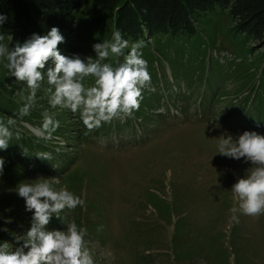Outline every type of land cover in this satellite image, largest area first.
<instances>
[{
	"label": "rangeland",
	"instance_id": "1",
	"mask_svg": "<svg viewBox=\"0 0 264 264\" xmlns=\"http://www.w3.org/2000/svg\"><path fill=\"white\" fill-rule=\"evenodd\" d=\"M25 1L28 10L47 11L55 24L63 23L61 54L84 60L97 42L86 40L79 23L94 35L95 23L113 18L123 6L114 7L116 0H75L64 10L67 0ZM108 2L113 4L105 6ZM223 3L197 13L189 35L153 42L145 32L148 43L142 41L141 51L151 85L143 90L139 110L92 132L79 113L50 106L46 76L30 114L16 115L24 104L20 94L26 96L28 89L0 58L1 114L14 117L23 136L45 140L52 153L51 160L26 164L16 149L6 159L0 243L15 250V237L31 226L32 212L16 187L47 179L86 199L85 207L53 216L47 229L63 231L71 222L86 227L94 264H264V214L238 212L234 223L230 213L238 206L231 187L252 165L215 153L223 134L264 135V0ZM75 10H82L80 19ZM113 33L102 38L110 40ZM4 36L2 43L11 50L15 39ZM53 66L49 61L42 71ZM84 83L90 86L94 78ZM45 112L59 121L50 137L43 129ZM8 218L11 223H5Z\"/></svg>",
	"mask_w": 264,
	"mask_h": 264
},
{
	"label": "clouds",
	"instance_id": "2",
	"mask_svg": "<svg viewBox=\"0 0 264 264\" xmlns=\"http://www.w3.org/2000/svg\"><path fill=\"white\" fill-rule=\"evenodd\" d=\"M6 19L0 13V26ZM4 39V34L0 33V58H6L8 74L28 89L26 96L20 94L24 101L16 114L20 117L30 114L45 76L51 86L48 88L50 106L67 108L74 115L79 113L88 132L114 119L131 117L139 110L143 90L151 85L148 62L141 51L144 43L135 42L125 54L129 42L119 31L114 32L110 40L95 43L96 58L89 56L86 60L78 54L69 57L60 53L58 45L64 42V37L57 27H51L45 35L33 33L11 50L8 44L2 43ZM110 58H115V62H104ZM49 61L54 66L42 71ZM86 77L94 78V83L86 86ZM16 123L14 117H9L6 123L0 120V150H7L10 141L20 139L19 132L14 130ZM58 127L59 121L54 115L45 112L43 128L48 136ZM215 153L235 160L243 159L252 165L231 187L238 203L230 209L232 221L239 223L238 212L252 217L264 214V135L255 131H244L235 138L223 134ZM37 156L52 159L51 153ZM4 165L5 161L0 157V176ZM15 191L23 198L25 210L32 212L31 226L24 235L15 237L18 245L15 250L7 241L0 243V264H94L93 254L87 246L86 227L71 222L63 231L47 229L53 216L61 218L65 210L85 207L86 199L66 187L56 189L47 179L19 184ZM5 223H11V218Z\"/></svg>",
	"mask_w": 264,
	"mask_h": 264
},
{
	"label": "trees",
	"instance_id": "3",
	"mask_svg": "<svg viewBox=\"0 0 264 264\" xmlns=\"http://www.w3.org/2000/svg\"><path fill=\"white\" fill-rule=\"evenodd\" d=\"M67 1L66 3L68 5L64 7V10L68 9L70 5L72 7L76 5L75 0ZM197 1L199 2L198 5L197 2L195 4L191 3L190 0H116L115 2L117 3L114 7L118 5L123 6L113 18L107 15V20L102 18L107 21L108 24H105L104 21L102 22L101 19L99 23H95V34L90 36H88L89 33L86 31L85 24L79 23L78 30L83 32L84 36L87 35L86 40L93 37L97 43L105 41L106 38L102 37H104V35L108 36L111 30H114V32L119 31L125 40L133 44L137 41H144L147 44L148 42L144 36L145 32H147L153 42L158 41V39L162 37H166V39L170 40L180 35L179 33L181 32V34H191L190 32L192 31H190V29L193 28V25H196L195 16L197 13L205 14L214 9L217 4L224 5L223 0ZM111 3L113 4V2H108L105 6L109 7ZM200 4L202 5L201 8ZM27 7L28 5L25 0H0V12L7 17L3 25L0 26V33L4 35L5 33L10 34L15 39L13 44H22L33 33H36L35 30L37 27L39 30L36 34L38 35L41 33H43L42 35L47 34L51 27H57L60 33H63V23L58 25L55 24L47 11L45 13H43L44 11L40 13L34 9L32 11L28 10ZM105 12H108V8ZM73 13L78 19L82 17V10H75ZM113 25L114 28L111 29ZM88 26L89 25H87V27ZM130 47L131 46H129V49H125V51L128 52ZM63 49H65L63 43L59 44L58 50L60 53ZM86 53L88 57L91 56L93 59L96 58L94 50ZM104 62L114 63V58H110L108 61ZM7 119L8 118L0 112V120L6 123ZM14 130L19 133L21 131L18 125L14 126ZM44 141L45 140L42 138H37L30 134H24L23 136L20 133L19 140L10 141L7 150H0V157H3L5 161L4 167L10 168V164L6 162V159H8V157L12 155L13 150L16 149L19 150L16 157L20 163L26 164L36 158L38 159L39 157L37 155L40 153H51L48 146L44 145Z\"/></svg>",
	"mask_w": 264,
	"mask_h": 264
}]
</instances>
